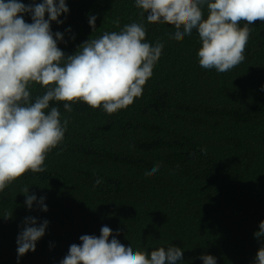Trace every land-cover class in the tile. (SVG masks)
I'll return each instance as SVG.
<instances>
[{
  "label": "trees",
  "instance_id": "trees-1",
  "mask_svg": "<svg viewBox=\"0 0 264 264\" xmlns=\"http://www.w3.org/2000/svg\"><path fill=\"white\" fill-rule=\"evenodd\" d=\"M67 4L65 23L52 25L65 33L67 45L58 46L66 54L133 22L144 25L147 42L164 48L142 95L125 109L110 115L74 102L68 112L64 102H50L67 130L44 172L29 171L0 193V216L12 214L0 218V264H17L18 225L28 215L50 224L20 264H59L81 235L99 236L105 225L142 251L179 246L184 264H202L201 254L217 264H251L260 247L254 232L264 220V21L250 26L245 60L218 73L199 65L195 30L171 38L173 25L148 23L134 0ZM31 94L43 89L35 85ZM155 163L159 171L146 175ZM25 187L47 197L46 213L26 210Z\"/></svg>",
  "mask_w": 264,
  "mask_h": 264
},
{
  "label": "clouds",
  "instance_id": "clouds-1",
  "mask_svg": "<svg viewBox=\"0 0 264 264\" xmlns=\"http://www.w3.org/2000/svg\"><path fill=\"white\" fill-rule=\"evenodd\" d=\"M148 23L173 25L170 37L180 39L197 33L201 47L197 57L204 69L224 73L245 60L244 50L253 22L264 21V0H134ZM205 9L207 15L205 16ZM67 0H0V193L27 172L46 170L47 154L64 139L67 120H61L58 106L64 102L71 112L72 103L84 102L108 114L132 105L142 95L146 81L161 57L164 44L146 41L142 23L126 24L119 31L104 32L88 39L66 54L58 45H67L65 33L53 31L63 25L69 14ZM29 16L31 22H26ZM64 16L65 19H61ZM95 15L88 18L93 32ZM243 22V25H241ZM119 27V25L117 24ZM69 40L75 34L69 26ZM39 85L43 94L33 97ZM264 90V86H262ZM155 163L146 175L160 169ZM100 179L95 181L96 185ZM28 212L46 213L47 197L38 196L30 187L22 190ZM10 216H0L9 219ZM50 222L37 216L23 218L16 236L17 264L25 254L35 252ZM105 225L100 235L84 234L80 243L69 246L59 264H184V250L174 244L153 250H140L122 243ZM111 237V239H110ZM259 242L251 264H264V220L254 232ZM202 264H217L211 254L198 257Z\"/></svg>",
  "mask_w": 264,
  "mask_h": 264
}]
</instances>
